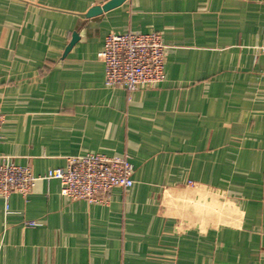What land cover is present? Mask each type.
<instances>
[{
  "label": "crops",
  "instance_id": "crops-1",
  "mask_svg": "<svg viewBox=\"0 0 264 264\" xmlns=\"http://www.w3.org/2000/svg\"><path fill=\"white\" fill-rule=\"evenodd\" d=\"M105 1L0 0V162L42 176L95 153L134 168L107 202L67 199L56 179L12 193L8 213L0 198V264H264V0L83 17ZM128 31L161 33L164 81L105 86L104 37Z\"/></svg>",
  "mask_w": 264,
  "mask_h": 264
},
{
  "label": "built area",
  "instance_id": "built-area-1",
  "mask_svg": "<svg viewBox=\"0 0 264 264\" xmlns=\"http://www.w3.org/2000/svg\"><path fill=\"white\" fill-rule=\"evenodd\" d=\"M260 50L264 55V43ZM165 54L166 46L158 31L106 34L98 53L104 65L105 86L122 87L132 92L161 83L165 80ZM4 120L0 110V131ZM133 172V165L126 155L110 157L85 153L67 158L66 167L49 169L42 176L35 175L30 166L2 158L0 198L8 213L7 202L12 193L24 196L32 191L38 179H56L60 183V195L67 199L107 202V195L114 187L127 189L133 185Z\"/></svg>",
  "mask_w": 264,
  "mask_h": 264
},
{
  "label": "water",
  "instance_id": "water-1",
  "mask_svg": "<svg viewBox=\"0 0 264 264\" xmlns=\"http://www.w3.org/2000/svg\"><path fill=\"white\" fill-rule=\"evenodd\" d=\"M124 0H107L102 3H97L93 6H91L86 13L83 14V17L86 19H92L94 17L100 16L103 12L108 11L109 9L118 6L120 3H122ZM80 39V35L78 32L73 31L71 35L70 42L65 48V53H67L72 46Z\"/></svg>",
  "mask_w": 264,
  "mask_h": 264
}]
</instances>
